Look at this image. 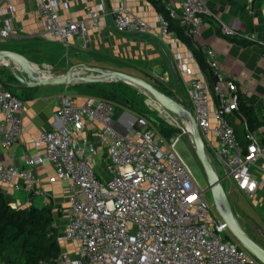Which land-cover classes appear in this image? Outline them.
I'll list each match as a JSON object with an SVG mask.
<instances>
[{
    "label": "built area",
    "instance_id": "obj_1",
    "mask_svg": "<svg viewBox=\"0 0 264 264\" xmlns=\"http://www.w3.org/2000/svg\"><path fill=\"white\" fill-rule=\"evenodd\" d=\"M84 1L85 20L61 17L59 10L65 6L62 0H35V11L44 23L39 35L63 45L70 37L79 36L86 46L88 29L97 31L105 13L102 4L92 6ZM162 3L193 47L203 51L205 63L215 75L210 84L203 74L181 63L183 97L178 101L188 105L209 158L216 170L217 165L222 167V178L230 179L238 190L251 196L258 184L251 168L264 157V136L259 130L246 131V143L242 145L227 119L238 110L239 98L247 89L231 74L223 75L216 51L196 40L203 29V17L209 13L205 1ZM15 14L11 0H0V39L13 37ZM110 16L118 33L153 32L148 21L124 5L114 7ZM156 20L161 35L175 37L168 30L166 17L157 13ZM220 29L225 36L261 44L259 58L264 62V39L222 23ZM160 80L169 82L166 71ZM22 110L21 98L0 83L1 148L19 139ZM165 114L174 131L170 136L154 131L145 116L125 123L122 116L116 119L110 103L84 97L80 104L58 107L56 116L61 126L43 130L33 140L35 155L23 156L19 165H0L1 187L13 184L16 189L45 196L35 173L44 160L53 168L48 183L67 182V222L56 234V242L70 243L72 249L61 250L56 264H257L231 239L212 200L206 198L205 190L175 149L177 142L188 136L186 127Z\"/></svg>",
    "mask_w": 264,
    "mask_h": 264
},
{
    "label": "crops",
    "instance_id": "obj_2",
    "mask_svg": "<svg viewBox=\"0 0 264 264\" xmlns=\"http://www.w3.org/2000/svg\"><path fill=\"white\" fill-rule=\"evenodd\" d=\"M62 1L65 6L59 10L61 17L85 20L84 0ZM204 1L209 13L203 17V29L200 37L196 40L199 44L216 51L218 69L223 75L231 74L239 86L247 89V93L243 97L247 105L254 109L258 121L263 122L256 130L261 131L264 136V62L259 58L263 47L259 43H251L237 36H225L220 29L222 23L236 31L254 33L258 38L264 39V0ZM11 2L16 8V14L12 21L14 33L11 39H0V49H8V45H11L16 50L11 47L8 50L21 53L20 50L28 46L29 42L49 46L58 44L61 46L60 50L70 56L72 65L79 72L83 71L81 67L83 64L92 67L91 64L86 63L89 61L98 62L95 56L97 57L99 54L154 62L151 64L154 74L161 76L165 71L168 73L169 82L161 83L173 92L176 100L183 97V89L179 83L181 63H185L196 72L203 74L207 80L205 72L186 43L181 42L176 35L174 37L160 34L156 20L157 12L146 0H88L92 6L102 4L105 14L99 21L97 31L88 29L89 41L86 46H84V40L79 36L70 37L66 45H63L45 35H39L44 29V23L35 11V0H11ZM122 5L148 21L152 25L153 32L148 35H136L115 31L110 13L114 7ZM80 56L85 62L80 60ZM5 64L0 61V70ZM9 64L12 65V62ZM77 66L79 67L77 68ZM47 67L49 66H44V68ZM97 67L99 66L95 68ZM42 73L44 76L51 75L50 71ZM13 79L15 84L7 82L4 77L0 76L1 83L23 101V130L19 139L10 147L1 148L0 146V165H19L23 156L35 155L37 152L33 148V140L37 139L43 130L61 126V121L56 116L58 107L66 103L80 104L84 97H91L74 86L44 85L34 87V90L31 91L32 88L19 87L14 76ZM178 85L181 90H177ZM233 114L229 115L227 119L229 123L231 121L232 127L236 128L237 133L235 134L239 137V143L244 145L246 141L243 128L246 129V126L245 124L237 125L240 119L237 116L233 117ZM121 116L125 123L131 121L126 112ZM85 134L88 137L91 136L88 133ZM1 140L0 137V142ZM52 170L53 168L47 160L35 168V173L40 179L39 187L45 191L46 197L28 192L23 188L16 189L13 184L2 186V191L13 208L43 207L51 202L53 226L59 233L67 222L69 193L66 181L47 182V177L52 173ZM251 170L258 182L257 188L251 196L238 190L230 179H228V184L231 189L228 192L231 194L232 203H235L240 212H250L254 223L264 237V157L260 158ZM240 196L246 198L249 207L242 205L238 199ZM59 246L61 250L70 251L72 249L70 243H63ZM0 264L10 263H6L0 258Z\"/></svg>",
    "mask_w": 264,
    "mask_h": 264
},
{
    "label": "trees",
    "instance_id": "obj_3",
    "mask_svg": "<svg viewBox=\"0 0 264 264\" xmlns=\"http://www.w3.org/2000/svg\"><path fill=\"white\" fill-rule=\"evenodd\" d=\"M157 13L162 14L168 19V30L172 31L176 37L186 43L192 53L205 72L207 80L210 84L215 81V75L212 69L205 63V55L200 49H195L191 43V40L185 35L184 30L179 26L178 21L169 18L168 12L165 9L162 0H146ZM1 83V80H0ZM76 89L81 92H85L91 97L104 100L111 104L110 101H115L117 106L121 109H132L133 112L138 114L137 116H152L155 118L156 123L150 124L161 134L170 136L173 134V127L167 122L157 116L150 115L144 111L135 109L136 102L124 95L114 94L108 91L100 83H87L83 87L75 85ZM162 92L171 96L170 93L165 92L161 88ZM34 90L33 88L30 89ZM137 94V93H136ZM139 96V94H137ZM172 97V96H171ZM139 99V97H137ZM138 104L143 105L142 101H138ZM113 107L114 105L111 104ZM157 107V106H156ZM157 109H160L157 107ZM115 111V107H114ZM233 117L237 116L240 121L237 125L245 124V131H254L263 122L258 121L254 109L252 106H248L245 98L241 96L238 102V110L233 112ZM115 116L116 112H115ZM231 123V121H230ZM234 131L237 133L235 126ZM237 139L239 137L236 134ZM56 228L53 226V214L52 204L47 203L43 207L29 206L26 208H13L8 200L5 198L0 186V258L6 263L10 264H56L55 259L58 258L60 253V246L56 242Z\"/></svg>",
    "mask_w": 264,
    "mask_h": 264
},
{
    "label": "water",
    "instance_id": "obj_4",
    "mask_svg": "<svg viewBox=\"0 0 264 264\" xmlns=\"http://www.w3.org/2000/svg\"><path fill=\"white\" fill-rule=\"evenodd\" d=\"M0 61L6 64L12 62L17 66L18 72L13 73V76L21 88H34L44 85L75 86L82 82L85 84L122 82L137 88L146 94V96L150 97L161 110L184 124L191 138L195 157L205 175L210 198L216 210L237 242L261 264H264V248L252 240L241 228L238 218L233 212L228 195L221 184L222 177L218 175L213 161L208 156L205 144L199 134L188 105H184L175 98L167 95L141 77L117 70L100 69L83 64L82 70L87 72V74H81L83 71L79 72L76 68L72 67L64 74L44 77L42 76L43 71L34 62L19 52L0 49ZM129 117L131 120L135 118L131 115ZM147 118L151 122L156 123L154 117L148 115ZM121 132L125 133L126 131L122 130Z\"/></svg>",
    "mask_w": 264,
    "mask_h": 264
},
{
    "label": "rangeland",
    "instance_id": "obj_5",
    "mask_svg": "<svg viewBox=\"0 0 264 264\" xmlns=\"http://www.w3.org/2000/svg\"><path fill=\"white\" fill-rule=\"evenodd\" d=\"M29 43L30 44L28 46L20 50L21 51L20 54L26 56L29 60L34 62L43 72L50 71L51 75H61L66 73V71L69 70L70 68L74 67L72 65L73 62L71 61L70 56H68L66 53H63L60 50L61 46H59L58 44H56L55 46H49L38 43H31V42ZM8 46H9L8 49H10V47L14 49L13 46L11 45ZM95 59H97L98 62L95 63L93 61H89L86 64H91L92 67L99 66L97 68L100 69L117 70L141 77L152 83L159 90H162L161 88H163L165 92L170 93L173 98H176L173 92H171L169 88H167V86H164V84L161 83L160 75H156L153 73L151 64H154V62H147V61L145 62V60H139V59H135V60L125 59L124 57H115V56L110 57L104 54H99L97 55V57L95 56ZM80 60L85 62L82 56H80ZM44 66H49V67L44 68ZM2 67H3L2 70H0V76L4 77V79L7 82L15 84V80L13 79L12 73L18 72L17 66L12 63V65L5 64ZM78 67L79 66H77V68ZM81 74H87V72L83 70ZM100 84H102L106 90L111 91L116 95L124 94L130 97L133 100V103L135 102L137 103L135 104V109L137 110L141 109L142 111L150 115L157 116L162 120H164L165 122H167L166 120H168V118L167 115L164 114L165 112L163 111V113H161V109H157L158 106L156 105V103L150 97L146 96V94H144L137 88L122 82H104ZM77 85L83 87L86 84L82 82V83H78ZM177 88H178L177 90H181V87L179 85L177 86ZM136 93L139 94V96ZM137 97H139V99ZM139 100L142 101L143 105L138 104ZM110 102L115 107V112L117 115L116 119H118L121 115H123L124 112L128 113L133 117H136L138 114H140V113L136 114L135 112L132 111V109L131 110L128 108L121 109L119 106H117L118 104H116L114 100ZM154 131L159 133L155 128ZM175 149L180 154L182 159L190 167L192 174L196 182L199 184L200 188L205 190L206 198L211 201L210 192L208 190V184L205 175L203 173V170L195 157L193 144L189 135L185 138L180 139L177 142ZM217 172L220 177L223 176V170L220 165H217ZM228 181L229 180L227 178H222L221 184L228 195V199L232 205L233 212L238 218V222L241 228L252 240H254L257 244H259L264 248V237L261 235L262 233L258 230V227L254 223L252 216L250 215V212L247 213L244 211L242 213L238 210V208H236L235 203H232L231 194L228 192V190L231 189V187L228 184ZM240 197H238V199L242 203V205H246L249 207L246 198L243 196L241 198ZM230 237L234 242L238 243L231 233H230ZM255 260L257 264H261L257 259Z\"/></svg>",
    "mask_w": 264,
    "mask_h": 264
},
{
    "label": "bare ground",
    "instance_id": "obj_6",
    "mask_svg": "<svg viewBox=\"0 0 264 264\" xmlns=\"http://www.w3.org/2000/svg\"><path fill=\"white\" fill-rule=\"evenodd\" d=\"M42 76H44V75H42ZM51 75H47V76H44V77H50ZM161 113H163V111L161 110ZM165 114V113H164Z\"/></svg>",
    "mask_w": 264,
    "mask_h": 264
},
{
    "label": "flooded vegetation",
    "instance_id": "obj_7",
    "mask_svg": "<svg viewBox=\"0 0 264 264\" xmlns=\"http://www.w3.org/2000/svg\"><path fill=\"white\" fill-rule=\"evenodd\" d=\"M17 82V81H16ZM17 85H18V82H17Z\"/></svg>",
    "mask_w": 264,
    "mask_h": 264
}]
</instances>
